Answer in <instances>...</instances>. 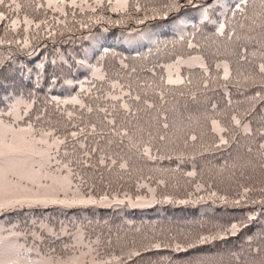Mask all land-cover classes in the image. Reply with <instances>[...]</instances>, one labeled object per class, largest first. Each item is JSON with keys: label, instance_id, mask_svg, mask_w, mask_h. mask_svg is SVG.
Wrapping results in <instances>:
<instances>
[{"label": "trees", "instance_id": "16d2710c", "mask_svg": "<svg viewBox=\"0 0 264 264\" xmlns=\"http://www.w3.org/2000/svg\"><path fill=\"white\" fill-rule=\"evenodd\" d=\"M17 2L22 6L18 13L0 7L8 17L0 23V38L12 32L8 29L12 19L19 18L22 22L25 16L33 21L47 19L56 34L54 38L47 37L45 26H42L39 29L41 38L38 42L32 40V47L20 51L18 45H11L12 57L0 61L3 62L0 96L4 103H14L15 95L10 97L8 94L16 93L20 94L19 99L28 103L29 93H32L39 111L53 97L61 101L77 97L94 108H108L112 113L108 118L114 117L118 126L128 128L139 147H129L127 139L121 144L110 135L103 140L99 137L89 140V148L97 146L99 141L98 146L103 150L93 156V163L100 155H107L117 163L96 170L85 169L82 174L87 184L81 190L87 192L91 188L96 199L107 194L110 202L115 197L124 200L123 204H97L73 209L25 207L0 212V228L5 230L0 234L20 233L17 242L25 249L38 244L40 256L47 253L49 247L60 248L61 242L53 244V236L47 229L55 232L64 225L73 233L79 229L84 243L97 247L103 258L115 257L112 264H249L250 261L251 264H261L259 257L252 260L248 250L264 247V205L248 201L264 200V149L259 148L264 143V137L259 135L264 130V101L251 99L256 91L264 95V87L260 86V76L256 77L255 87L243 78V75L255 71L260 60L241 61L242 42L235 37L229 40L227 32L224 36L216 34L220 22L230 21V28L240 31L238 25L243 17L238 14L233 18L231 12L225 16L233 0H221L207 14V20L201 10L189 6L179 12H169L166 18L148 19L143 24L127 20L131 12H136L134 5L139 3L145 9L142 10L143 19L145 15L151 17L154 8L162 16V6L167 0H103V6L96 8L95 12L87 7L84 12L75 9L74 17L71 7L64 8L69 13L67 16L52 9L37 12L35 4L46 0ZM50 2L58 6L70 5L72 0ZM75 2L96 4V0ZM177 2L186 4L187 0ZM6 3L10 4L11 0ZM125 3L128 4L127 10L119 7ZM254 7H258V0L256 4H249L246 14L251 15ZM112 8L118 10L111 11ZM109 12L118 16L114 18ZM56 17L65 23L57 24ZM100 17L104 19L100 20ZM118 20L123 23H115ZM77 21L90 26L81 28ZM24 27L21 23L12 35L21 41L27 35L31 40L36 33L34 24L28 33L23 31ZM189 42L196 47L189 48ZM34 48L38 50L29 56ZM197 57L199 60L193 59ZM201 63L207 68V76L199 67ZM40 64L44 67H38ZM224 65H228L231 71L229 81L222 79ZM170 69L173 76L178 70L181 76L191 78L192 83L166 87L162 78H167ZM205 79L209 80L207 88L203 85ZM114 83L118 85L116 88L111 87ZM129 90L133 96L139 94L142 101L147 99L154 107L149 109L143 102L126 97L132 112L125 113L118 105L113 111L112 105L117 102L103 99L105 94L119 96ZM161 90L164 91L163 100L158 95ZM192 93H196L195 100L191 99ZM54 108L55 105L48 107L53 114L51 126L59 127L63 135L65 121L54 112ZM61 109L75 111L78 117L84 113L85 124H97L98 132L108 131L103 114L98 111L89 114L71 104H61ZM233 115L241 120V125L232 122ZM214 120L224 131L213 130ZM164 124L168 127L164 128ZM249 125L251 134L246 131ZM193 135L197 137L195 141L190 139ZM160 136H165V140H160ZM221 136L228 141L226 145H220ZM109 140L114 142L109 144ZM144 147H149L151 155L157 159L143 155ZM120 163H127L128 167L121 169ZM189 172H195V175H187ZM197 186H200L199 190ZM244 188L252 191L244 194ZM212 192L216 197L209 199ZM221 196L228 201L242 196L245 200L242 206L236 207L222 203ZM128 197L136 206L129 203ZM137 197L141 199L137 200ZM165 197L169 198L167 202ZM200 197L205 199L200 200ZM181 200L198 202L178 203ZM249 214L256 217L251 222L246 219ZM233 222L249 226L223 240L197 243L199 236ZM32 233L43 234L46 237L44 242L40 244ZM156 244L161 247H154ZM177 244L186 250H174ZM190 244L196 247L189 248ZM27 255L31 259L38 258L36 252ZM237 256H240L239 260Z\"/></svg>", "mask_w": 264, "mask_h": 264}, {"label": "snow or ice", "instance_id": "6c2138e0", "mask_svg": "<svg viewBox=\"0 0 264 264\" xmlns=\"http://www.w3.org/2000/svg\"><path fill=\"white\" fill-rule=\"evenodd\" d=\"M221 3V0H187L186 4H180L177 0H167V2L162 6L164 11L163 15L160 16L157 9H152L153 15L149 17L145 15L143 19H137V24H143L148 19L166 18L171 11L179 12L182 8H188L189 6L202 11L204 19H208V13L214 9L215 5ZM250 3L256 4V0H233L231 7L225 12H231L232 17H236L238 14L243 17L242 21L239 23V32L237 28H230L229 22H220L216 26V34L224 36L227 32V38L232 40L233 37L238 42H242L240 47V60L247 63H252L254 60L259 59L260 62L255 65V71L249 73L248 75H243L245 81L250 82L253 87L257 85V76H260L261 83L260 86L264 87V0H258V7L252 9L251 15L246 14V9ZM14 6V7H13ZM71 7L74 11L71 13L73 17L75 16V9H79L80 12H84L87 8H90L93 12L96 8L103 6V0H96L95 6L77 4L75 0H72L70 5L60 4L59 6L46 0L45 3L37 2L35 4V10L39 12L41 9H52L53 11H60L62 15L67 16L69 13L64 11L65 7ZM0 7L8 8L14 13H18L21 10V4L17 0H11L10 4L6 3V0H0ZM123 10L128 9V4L125 3L119 6ZM112 11H117V8H112ZM134 10L136 12H141L142 9L139 3L134 5ZM46 15V12H45ZM8 19L4 11H0V23L5 22ZM91 19V18H89ZM104 17H100V20ZM57 24H64L65 21L61 20L59 17L55 18ZM99 23V20L96 21ZM112 23V21H109ZM21 23L25 26L23 31L25 33L29 32V29L33 26L37 30L35 35L32 36L31 40L26 35L23 40L20 39H3L0 38V46H11L13 44L19 46L20 51H24L32 47V40L39 41L40 33L39 29L42 26L44 31L49 38H54L56 31L48 23L47 19L33 21L27 16L24 17L23 21L19 18L12 19L8 29L12 32H16L20 28ZM81 28H88L90 25L84 23L83 21H77ZM115 23L120 24L123 21H115ZM212 23H216L213 21ZM189 48L196 47L193 43H188ZM252 49L253 51H250ZM38 50L33 49V52H29L28 55L31 56L34 52ZM194 60H199V58H193ZM54 63V62H53ZM38 67L43 68L44 65L40 64ZM199 67L204 69L205 76L208 75L207 68L204 64H200ZM219 67V66H218ZM3 68V62H0V70ZM27 71H31L28 69ZM231 78V71L228 65H224L222 79L224 81H229ZM55 79V77H54ZM101 80L104 77H100ZM163 83L166 87H179L183 85H190L192 83L191 78L183 77L180 75L179 71L173 72L171 69L168 72L167 78H162ZM205 88L209 85V80L205 79L203 81ZM117 84H112V88H116ZM226 86V85H225ZM34 88L36 85L33 86ZM123 89V86H120ZM151 87V86H149ZM81 91L87 92V90L81 88ZM10 97L15 95V102L12 104H5L3 97L0 96V212H8L16 209H23L25 207H48V206H59L65 209H73L79 207H87L89 205L97 204H123L124 200H117L115 197L109 201V196L107 194L96 199L92 194V189L89 188L87 192L81 190L83 186L87 184L86 179L83 176V171L85 169L96 170L99 167H110L116 165L117 161L112 159L107 155H100L93 163V156L103 150L99 148L97 141V146L89 148V140L91 137H99L100 140L105 139L106 136H112L115 140H118L121 144L124 140L129 141V147L138 148V142H134V138L130 135L128 128L123 126H118L116 119L113 117L109 119L108 117L112 115L108 108L96 106H90L86 104L83 100L72 97L67 100H59L53 97L48 104H45L43 108L39 111L36 110L37 106L35 99L32 98V93H29L30 102L25 103L23 100L19 99V93L8 94ZM161 100L164 99V91L161 90L158 93ZM181 96L184 95L183 92L180 93ZM130 97L135 102H143V104L151 109L154 107L147 99L142 101V97L137 95H132L131 90L128 92H122V95H111L105 94L103 96L104 100H111L117 103L112 105L113 111L116 110L117 105L125 113H131L132 108L130 104L125 99ZM196 93L191 94V99L195 100ZM253 101H264V95L260 91H256L255 95L251 97ZM61 104H71L78 106L79 109H85L87 113H92L93 111H98L103 114L104 125L108 128V131L97 130L98 126L95 123L84 122V113H80L79 117L75 111H64L61 109ZM49 105H55L54 112L58 113L65 121L63 125V135H61V129L52 125L53 114L48 111ZM22 106V107H21ZM251 115V113H248ZM77 121V122H73ZM232 122L239 126L241 125V120L235 115L232 116ZM213 130L224 131V129L219 128L217 121H212ZM164 128L168 125L164 124ZM246 131L251 134L252 128L249 125ZM261 137H264V130L259 132ZM160 140H165V136H160ZM191 140L195 141L197 137L195 135L190 137ZM113 140H109L108 143H113ZM220 145H226L228 141L224 139L223 136L219 138ZM260 149H264V143L259 145ZM249 151L252 149L249 148ZM143 155H147L149 159H157V157L151 155V149L149 147L143 148ZM119 167L121 169H126L128 167L127 163H120ZM189 176H194L195 172L187 173ZM161 184L164 181H160ZM200 186H197L199 190ZM149 191L154 192V189H149ZM252 191L250 188H244V194ZM264 191V190H262ZM216 197V193L212 192L209 199ZM137 197V200H140ZM169 198L165 197L167 202ZM205 197H200V200H204ZM220 201L224 204L231 203L233 206H242L245 197L242 196L241 199L228 201L226 197H219ZM128 201L132 206H136L135 202L128 197ZM198 201L181 200L178 203H196ZM251 204L260 203L264 205V200L248 201ZM254 214H249L246 219L251 222L255 219ZM248 224L233 222L230 226L219 227L214 230V232L208 235H201L197 238L198 244L210 243L214 240H223L228 236H234L240 232L243 228L248 227ZM42 227H46L42 225ZM5 230L0 228V233ZM49 235L53 236L52 243L60 241V248L52 246L49 247L48 252L43 256H40L39 245H34L31 248L25 249L23 245H20L16 237L20 235L18 232L9 231L8 235L0 234V264H112L111 259H105L101 256V253L97 247H93L91 243H84V236L77 229L76 233L70 231L66 226L61 225L58 231L53 232V229H47ZM37 241L42 244L46 238L43 234L37 235L32 233ZM251 239V238H249ZM95 243H99L96 241ZM154 247L159 248L161 245L156 244ZM189 248L196 247V245L190 244ZM81 248H87V251H80ZM176 251H183L179 244L175 246ZM249 254L254 261L257 257L260 258L261 264H264V247L258 246L256 248H250ZM36 252L37 259H31L28 257L27 253ZM136 255H139L136 253ZM237 260L240 256L236 257ZM251 264V261L249 262Z\"/></svg>", "mask_w": 264, "mask_h": 264}, {"label": "rangeland", "instance_id": "374dc122", "mask_svg": "<svg viewBox=\"0 0 264 264\" xmlns=\"http://www.w3.org/2000/svg\"><path fill=\"white\" fill-rule=\"evenodd\" d=\"M14 7V6H13ZM67 7V6H66ZM68 8V7H67ZM9 10V9H8ZM112 11V10H111ZM111 14L112 17L116 18L118 15L117 13H113V12H109ZM142 13L143 11L141 12H131L130 15L127 17V20H137V19H141L142 17ZM37 31V30H36ZM40 32V30H38ZM14 32H8L4 35V39H20V38H17L15 36H13ZM21 40V39H20ZM15 45V44H14ZM12 47L11 46H0V61L1 60H8L10 57H12L11 55L13 54L12 53Z\"/></svg>", "mask_w": 264, "mask_h": 264}]
</instances>
